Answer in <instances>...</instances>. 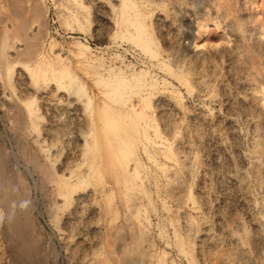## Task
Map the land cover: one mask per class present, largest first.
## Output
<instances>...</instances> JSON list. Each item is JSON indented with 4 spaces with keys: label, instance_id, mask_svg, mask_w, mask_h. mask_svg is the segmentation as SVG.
<instances>
[{
    "label": "rangeland",
    "instance_id": "rangeland-1",
    "mask_svg": "<svg viewBox=\"0 0 264 264\" xmlns=\"http://www.w3.org/2000/svg\"><path fill=\"white\" fill-rule=\"evenodd\" d=\"M259 21L264 0H0V144L88 173L58 200L20 165L46 263L264 264ZM2 189L0 264H23Z\"/></svg>",
    "mask_w": 264,
    "mask_h": 264
},
{
    "label": "bare ground",
    "instance_id": "bare-ground-1",
    "mask_svg": "<svg viewBox=\"0 0 264 264\" xmlns=\"http://www.w3.org/2000/svg\"><path fill=\"white\" fill-rule=\"evenodd\" d=\"M259 24V27L261 28L260 30L264 32V21H259ZM140 37L141 35L138 33L136 38L140 39ZM142 41L145 42L144 39H142ZM29 45L32 47L31 43H29ZM144 45L149 47V44L146 42ZM30 46H28L27 51L28 49L30 51ZM135 76L136 79L140 78V74H135ZM120 80L121 78L118 79L119 83L121 82ZM111 93L114 94L113 96L117 95L115 89H113ZM262 94L264 97V89L262 90ZM26 145L27 142L24 141L20 144H16V150L13 152L14 161H12L11 155L7 153L0 144V177L3 184V196L1 194L2 205L8 211V218L11 219V221H8V224H10L8 225L7 231H9L8 234L13 237V239L9 242L10 249L14 256L23 264H49L46 263L45 258L39 254L38 243L40 239L37 235H33L29 224L28 214L31 211L30 207L32 206L30 205L28 192H25L23 180H25L24 182H27V184H29V181L26 179L24 172L20 169V165L24 166L31 177H33L34 173L37 174L41 185H52L51 187L54 186L57 190L55 199L58 200L62 198L64 199L67 193L70 195V193L72 194L77 192L78 187L81 185L80 183L85 179V177H87L88 173L87 171L85 173L73 172V170L67 173H58L56 169H52L51 167H48L45 162H42L38 154L33 153L27 156L24 155ZM14 205H18L23 211V219L21 221H16L13 217H11L10 211L13 209ZM14 264L17 263L15 262Z\"/></svg>",
    "mask_w": 264,
    "mask_h": 264
}]
</instances>
